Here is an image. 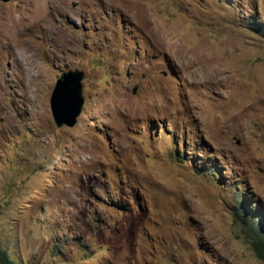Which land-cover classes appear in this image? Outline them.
I'll list each match as a JSON object with an SVG mask.
<instances>
[{"label": "rangeland", "instance_id": "rangeland-1", "mask_svg": "<svg viewBox=\"0 0 264 264\" xmlns=\"http://www.w3.org/2000/svg\"><path fill=\"white\" fill-rule=\"evenodd\" d=\"M252 20L264 0L0 2V239L16 263L263 264L235 217L264 215ZM74 70L83 108L56 128L50 94Z\"/></svg>", "mask_w": 264, "mask_h": 264}, {"label": "water", "instance_id": "water-1", "mask_svg": "<svg viewBox=\"0 0 264 264\" xmlns=\"http://www.w3.org/2000/svg\"><path fill=\"white\" fill-rule=\"evenodd\" d=\"M11 0H0L7 3ZM85 74L82 71H67L56 80L49 98L51 117L56 128L73 127L81 114L83 98V80ZM134 88L133 93H135Z\"/></svg>", "mask_w": 264, "mask_h": 264}, {"label": "trees", "instance_id": "trees-1", "mask_svg": "<svg viewBox=\"0 0 264 264\" xmlns=\"http://www.w3.org/2000/svg\"><path fill=\"white\" fill-rule=\"evenodd\" d=\"M249 29L259 33L264 38V24L256 23L254 20L249 24ZM214 169V168H213ZM216 170V169H215ZM212 172V171H211ZM240 213L235 214L239 219L238 224L243 228V233L247 236L251 249L257 259L264 264V215L258 212L246 211L243 212V207H240ZM254 217H257V222L249 223ZM0 264H18L9 255L8 250L3 246L0 239Z\"/></svg>", "mask_w": 264, "mask_h": 264}, {"label": "clouds", "instance_id": "clouds-1", "mask_svg": "<svg viewBox=\"0 0 264 264\" xmlns=\"http://www.w3.org/2000/svg\"><path fill=\"white\" fill-rule=\"evenodd\" d=\"M253 212H256V211H253Z\"/></svg>", "mask_w": 264, "mask_h": 264}]
</instances>
